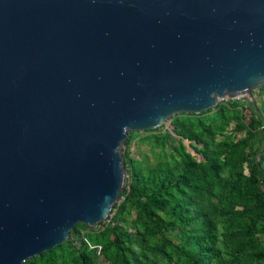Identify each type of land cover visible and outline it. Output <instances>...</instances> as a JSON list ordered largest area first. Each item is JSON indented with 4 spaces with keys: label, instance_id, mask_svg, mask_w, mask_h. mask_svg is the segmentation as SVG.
Returning <instances> with one entry per match:
<instances>
[{
    "label": "water",
    "instance_id": "95a60500",
    "mask_svg": "<svg viewBox=\"0 0 264 264\" xmlns=\"http://www.w3.org/2000/svg\"><path fill=\"white\" fill-rule=\"evenodd\" d=\"M264 86V0H0V264L106 220L129 131Z\"/></svg>",
    "mask_w": 264,
    "mask_h": 264
},
{
    "label": "trees",
    "instance_id": "16d2710c",
    "mask_svg": "<svg viewBox=\"0 0 264 264\" xmlns=\"http://www.w3.org/2000/svg\"><path fill=\"white\" fill-rule=\"evenodd\" d=\"M224 110V107L221 106L220 111ZM255 123L256 118L252 114L249 117V122L240 124V126L249 128L251 133L255 128ZM176 131L177 134H180L178 135L180 139L198 140L190 133L180 129H176ZM249 140L243 138L238 142L240 162L244 166L245 172H237L235 179L231 177L228 180L222 174V165L212 153L210 154L206 150V145L203 147L205 152L201 151L204 156L203 160L192 161L184 157L177 168L159 163L150 167L149 171L142 176L132 170L128 183L129 199L127 200L137 210V216L141 223V228L137 230L142 241L146 243L149 238L177 229L181 243H175L163 237V240L153 244L152 248L172 263L178 264L180 256L183 255L186 264H216L213 260L212 249L215 238L212 233L214 224L206 218L204 211V209H214L216 205L212 203V207L208 205L201 208L195 198L205 192L211 194L214 189H218L221 200L228 202V207L221 210V213L231 218L236 227L235 245L232 257L227 264H241L242 260L244 264H264V189L261 188L264 178L260 176L256 168ZM203 143L206 144L204 141ZM125 144L129 145V139ZM127 163L131 169L133 167L132 160L126 161L125 159V164ZM232 181L234 183L231 185ZM147 190L150 191V194L143 198L142 195H146L144 193ZM124 191L125 188L122 192L124 193ZM191 202H195L197 205L191 207ZM125 204L122 202L118 206L121 208ZM168 208L173 210L172 219L159 213ZM193 213L199 219L198 225L186 230L181 224ZM175 219L180 223L176 224ZM77 224L74 225L72 232L78 231ZM92 230L95 229H91L88 233L78 231L75 241L70 236L66 243L56 245L40 256H34L22 264H39L41 262L93 264L96 251L88 246L85 238L92 244H100L102 246L101 253L107 243L104 240V228L96 229V234ZM92 235L94 236L92 237ZM110 255L111 253L108 256ZM115 264H118L116 260Z\"/></svg>",
    "mask_w": 264,
    "mask_h": 264
},
{
    "label": "rangeland",
    "instance_id": "374dc122",
    "mask_svg": "<svg viewBox=\"0 0 264 264\" xmlns=\"http://www.w3.org/2000/svg\"><path fill=\"white\" fill-rule=\"evenodd\" d=\"M217 104V107L214 106L212 109L198 114L176 113L171 116L169 124L160 128L128 132L126 140L129 139V145L125 144V140L122 145V154L124 162L125 159L126 161L132 160L133 167L129 169L128 163L125 164L126 182L123 195L121 193L122 196L116 202L117 205L113 206L107 219L97 227L92 228L82 223L77 224L78 231L83 233H88L91 229L96 230L99 227L105 229L104 240L107 244L104 245L100 256L94 255L93 264H115V260L118 264H176L154 250L152 245L161 242L163 237L175 243H181L177 229L149 238L146 243L138 234L137 229L141 228V223L137 216V210L127 200L129 199L128 183L132 170L142 176L149 171L150 167L159 163L177 168L184 157L192 161L203 160L204 156L201 151L205 150L203 147L206 145V150L210 154L212 153L222 165V174L228 180L231 177L235 179L237 172H245V168L240 162L238 142L240 139L248 138L251 142L252 157L256 163V168L260 176L264 178V86L253 89L251 95L243 94L235 98L224 97L219 99ZM221 106L224 107V111H220ZM252 114L256 118V123L254 130L250 133L249 128L240 126V124L248 123ZM176 129L190 133L196 136L198 140L180 139L178 136L180 134H177ZM233 183L232 181L230 184ZM261 188L264 189V184H261ZM144 194L146 195H142L143 198L150 194V191L147 190ZM195 199L201 208L208 205L212 207V203L216 205L214 209H204L206 218L214 224L212 232L215 236L212 243L213 260L216 264H227L232 257L235 245L234 232L236 230L233 220L221 213V210L228 207V202L221 200L218 189H214L211 194L205 192ZM122 202L126 204L119 208L118 204ZM197 204L191 202L190 206L194 207ZM172 212L173 210L168 208L159 213L172 219ZM198 220V217L193 213L181 226L190 230L198 225ZM175 222L176 224L180 223L177 219ZM95 230L92 231L95 233ZM78 231L72 232L71 230L69 237L72 236L75 241ZM109 253H111L110 256H108ZM240 263L244 264L243 260ZM39 264L49 263L41 262ZM178 264H186L183 255L180 256Z\"/></svg>",
    "mask_w": 264,
    "mask_h": 264
},
{
    "label": "built area",
    "instance_id": "2783aa9c",
    "mask_svg": "<svg viewBox=\"0 0 264 264\" xmlns=\"http://www.w3.org/2000/svg\"><path fill=\"white\" fill-rule=\"evenodd\" d=\"M170 119H171V117L167 119L165 125L169 124ZM85 241L87 242V244H88V246H89L90 248L95 249L96 254H97L98 256L101 255L102 246H101L100 244H92V243H90L86 238H85Z\"/></svg>",
    "mask_w": 264,
    "mask_h": 264
}]
</instances>
